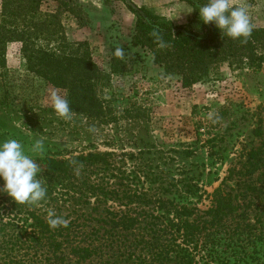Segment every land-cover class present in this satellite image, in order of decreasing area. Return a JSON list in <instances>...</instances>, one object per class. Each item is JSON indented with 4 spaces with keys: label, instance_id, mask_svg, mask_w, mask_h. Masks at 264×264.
<instances>
[{
    "label": "trees",
    "instance_id": "16d2710c",
    "mask_svg": "<svg viewBox=\"0 0 264 264\" xmlns=\"http://www.w3.org/2000/svg\"><path fill=\"white\" fill-rule=\"evenodd\" d=\"M188 1L198 16L196 8L206 0ZM59 2L56 11H47L43 0L1 1L0 65L6 66L8 44L21 43L31 73L65 90L73 112L102 122L110 111L103 100V78L110 80L146 63L137 52L135 58L129 53L131 47L149 49L151 62L162 67L165 75L179 76L183 87L203 81L212 68L225 62L239 68L264 63V26H253L247 43H242L221 37L211 24L200 34L139 8L145 13L142 16L127 5L138 14L134 32L126 45L111 43L109 71L103 75L89 41H72L65 32L63 11L80 20L83 4ZM117 48L123 50L121 58L114 55ZM259 151L249 153L251 165L262 160ZM120 160L121 164L112 151L99 150L36 158L47 187L46 201L40 207L17 205L0 193V264H212L218 259L211 254V246L218 233L231 231V221L240 217L237 212L244 201L254 198L248 193L250 186L234 193L221 183L208 194L210 205L202 210L181 201L185 196L179 183H162L165 178L158 177L160 173L140 175V170L131 171L136 174L130 178L124 168L125 153ZM116 170L118 174L109 175ZM109 176L120 181H111ZM142 176L160 183L145 187L138 183L144 182ZM184 184L189 194L200 189L197 183ZM50 209L67 220L68 226L50 228L46 219Z\"/></svg>",
    "mask_w": 264,
    "mask_h": 264
},
{
    "label": "rangeland",
    "instance_id": "374dc122",
    "mask_svg": "<svg viewBox=\"0 0 264 264\" xmlns=\"http://www.w3.org/2000/svg\"><path fill=\"white\" fill-rule=\"evenodd\" d=\"M59 1L43 0L42 8L56 11ZM74 2L83 4V17L78 20L63 11L66 35L72 41H89L93 58L105 75L111 43L127 44L138 14L123 0H105L104 9L103 0ZM193 16L177 26L205 33L196 12ZM134 52L146 63L110 80L103 78V100L110 110L103 122L73 111L71 120H64L54 113L50 96L55 91L65 98L66 91L31 73L21 43H9L6 66L0 65V140L16 138L27 151L35 139L42 138L43 156L112 151L121 164L125 153L124 168L130 178L135 170L140 175L160 173L158 177L165 178L162 183H179L185 196L181 201H190L202 210L210 205L208 194L221 183L234 193L249 185L248 193L254 198L244 201L237 212L240 217L231 221V231L218 233L211 246V254L218 259L212 264H264V63L239 68L225 62L212 68L203 81L183 87L179 76L165 75L162 67L151 62L149 49L131 47L129 53L133 56ZM253 150H260L263 157L255 165L249 160ZM142 179L138 183L145 187L160 183ZM184 183H197L200 189L189 194Z\"/></svg>",
    "mask_w": 264,
    "mask_h": 264
},
{
    "label": "clouds",
    "instance_id": "9594fccd",
    "mask_svg": "<svg viewBox=\"0 0 264 264\" xmlns=\"http://www.w3.org/2000/svg\"><path fill=\"white\" fill-rule=\"evenodd\" d=\"M196 9L199 21L203 25H213L219 30L221 37L247 43V38L252 34L253 25L247 8L234 5L232 0H206ZM194 10L188 8L184 14H191ZM114 55L121 58L123 50L117 48ZM50 99L54 113L64 120H71L69 101L55 91L51 93ZM44 150L42 138L35 139L27 151L24 144L16 138L0 140V180L3 181L0 193L7 194L17 205L40 207L46 201L47 187L40 178L41 168L34 155L43 156ZM46 219L52 229L68 226V221L51 209L48 210Z\"/></svg>",
    "mask_w": 264,
    "mask_h": 264
},
{
    "label": "crops",
    "instance_id": "0c3cea01",
    "mask_svg": "<svg viewBox=\"0 0 264 264\" xmlns=\"http://www.w3.org/2000/svg\"><path fill=\"white\" fill-rule=\"evenodd\" d=\"M139 8L152 12L164 19L170 20L175 25H182L187 20H192L195 10L191 14H184L188 8L195 7L188 0H132ZM234 5L245 6L248 13L255 18L256 27L264 26V0H232ZM105 6V7H104ZM106 8L103 0V9ZM258 15V16H257Z\"/></svg>",
    "mask_w": 264,
    "mask_h": 264
},
{
    "label": "water",
    "instance_id": "95a60500",
    "mask_svg": "<svg viewBox=\"0 0 264 264\" xmlns=\"http://www.w3.org/2000/svg\"><path fill=\"white\" fill-rule=\"evenodd\" d=\"M128 5H130L133 9H136L139 11V13L142 15V16H145V13L139 9V7L132 1V0H124Z\"/></svg>",
    "mask_w": 264,
    "mask_h": 264
}]
</instances>
